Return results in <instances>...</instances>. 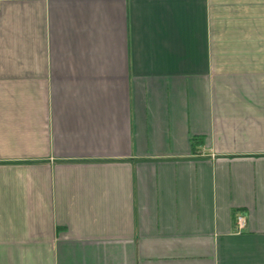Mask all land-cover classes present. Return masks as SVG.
I'll use <instances>...</instances> for the list:
<instances>
[{
    "label": "crops",
    "instance_id": "crops-1",
    "mask_svg": "<svg viewBox=\"0 0 264 264\" xmlns=\"http://www.w3.org/2000/svg\"><path fill=\"white\" fill-rule=\"evenodd\" d=\"M0 264H264V0H0Z\"/></svg>",
    "mask_w": 264,
    "mask_h": 264
},
{
    "label": "built area",
    "instance_id": "built-area-1",
    "mask_svg": "<svg viewBox=\"0 0 264 264\" xmlns=\"http://www.w3.org/2000/svg\"><path fill=\"white\" fill-rule=\"evenodd\" d=\"M236 223H237V229L239 232L246 230L247 228L246 215H243V214L237 215Z\"/></svg>",
    "mask_w": 264,
    "mask_h": 264
}]
</instances>
